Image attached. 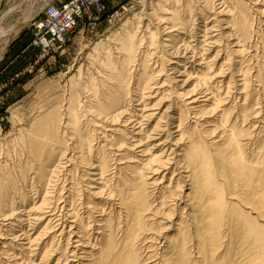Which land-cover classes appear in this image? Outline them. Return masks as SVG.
<instances>
[{
  "label": "bare ground",
  "instance_id": "1",
  "mask_svg": "<svg viewBox=\"0 0 264 264\" xmlns=\"http://www.w3.org/2000/svg\"><path fill=\"white\" fill-rule=\"evenodd\" d=\"M154 5L0 148V264H264V0Z\"/></svg>",
  "mask_w": 264,
  "mask_h": 264
},
{
  "label": "rangeland",
  "instance_id": "2",
  "mask_svg": "<svg viewBox=\"0 0 264 264\" xmlns=\"http://www.w3.org/2000/svg\"><path fill=\"white\" fill-rule=\"evenodd\" d=\"M61 1L63 0H20V2L16 0L15 4V0H0V13L13 6V10L0 21V148L8 150L7 157L12 159L10 160L12 162L17 163L23 150L21 137L24 135H21L24 130L17 129L19 127L28 128L37 118L55 111L57 108H63L68 95V79L74 74H78L79 68L83 73L90 70V72H95L91 68L94 67L92 62L97 61L98 58L101 59L100 57L103 55L102 52L98 51V54L94 52L96 43L108 38L114 30L121 26V23L133 18L134 15L142 20L145 15L151 12V8L157 2V0L109 1L107 13L102 17L100 27L95 33L90 36L75 37L62 55H43L38 47L31 44L30 23L41 14L45 6ZM10 4L11 6L8 7ZM27 11L30 13L29 19L25 20ZM23 22L24 24L16 33H11L14 27ZM255 39L261 47V38L255 37ZM110 41L114 42L112 39ZM214 53L213 51L207 55L211 58ZM255 96L253 100L256 99L257 96ZM207 119L211 120L212 118ZM224 123L219 127L220 129L225 127ZM211 125H216V120L211 122ZM258 130L259 143L264 150V128L263 131L260 128ZM9 134L10 138L7 136ZM249 150L247 149V151ZM172 169L165 171L166 173L162 172L158 177L160 179L161 175L165 173L164 180H162L164 184L168 183ZM171 202L176 201L168 203ZM180 205L183 206V204Z\"/></svg>",
  "mask_w": 264,
  "mask_h": 264
},
{
  "label": "built area",
  "instance_id": "3",
  "mask_svg": "<svg viewBox=\"0 0 264 264\" xmlns=\"http://www.w3.org/2000/svg\"><path fill=\"white\" fill-rule=\"evenodd\" d=\"M112 0H63L48 4L30 23L31 44L43 55L65 53L75 37L90 36L100 27Z\"/></svg>",
  "mask_w": 264,
  "mask_h": 264
}]
</instances>
